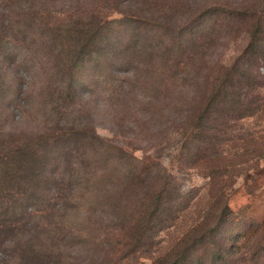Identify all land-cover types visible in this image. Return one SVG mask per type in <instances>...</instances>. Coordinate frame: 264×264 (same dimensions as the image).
Listing matches in <instances>:
<instances>
[{"label": "rangeland", "instance_id": "374dc122", "mask_svg": "<svg viewBox=\"0 0 264 264\" xmlns=\"http://www.w3.org/2000/svg\"><path fill=\"white\" fill-rule=\"evenodd\" d=\"M112 1L128 16L108 14L111 4L106 0L56 2L62 11L99 9L107 14L104 21L113 22L101 32L92 62L71 81L63 69L68 47L61 53L57 45L53 53L46 50L32 57L28 41H4L0 46L8 88L0 101V140L26 143L40 136L38 148L45 151L32 186L39 199L38 212L28 218L24 235L5 241L0 254L4 260L27 264L32 258L28 251L22 255L21 243L49 237L47 246L62 247L61 258L67 264H150V252L183 238L180 222L172 227L165 224L153 240L149 229L145 231L149 222L141 209L162 177L168 178L175 190L172 194L182 196L176 203L192 201L189 217L207 210V180L199 168H193L203 159L194 147L206 146L202 139L193 142L184 135L191 137L198 130L190 125L205 99L201 87L206 89L207 78L211 84L217 72L243 51L247 36L242 29L220 30L217 40L208 38L198 46L195 40L211 32L214 19L199 13L206 6L242 5L249 7L250 18L261 9L252 6H263L264 0H157L167 8L165 17L149 12L152 0ZM149 14L155 16L151 22ZM4 53L10 54L5 60ZM256 74L264 76V68H257ZM257 82L264 85L263 78ZM82 169L96 170L98 177L108 172L110 206L101 208L89 200L91 208L79 207L73 196H81L77 179ZM222 178L221 185L231 187L227 202L231 214L220 242L208 244L211 247L202 252H186V244H179L175 250L180 261L201 257V264H224L220 256L213 260L222 249L229 264H264V163L258 170ZM169 215L179 213L174 209ZM130 239L134 243L126 246ZM184 239L198 243L195 235ZM222 239H228L227 246L221 245ZM237 243L238 250L230 248Z\"/></svg>", "mask_w": 264, "mask_h": 264}, {"label": "trees", "instance_id": "16d2710c", "mask_svg": "<svg viewBox=\"0 0 264 264\" xmlns=\"http://www.w3.org/2000/svg\"><path fill=\"white\" fill-rule=\"evenodd\" d=\"M57 1L0 0V46L4 41L16 42L18 39L28 41L32 57L36 56L37 52L46 50H52L48 53H53L57 45L61 47V53L68 47L71 51L68 49L66 54L68 59L63 69L64 75L71 81L76 78L82 67L92 62V56L98 51L101 32L113 22L109 19L104 21L102 16L107 14H103L99 9L82 13L62 11L56 8ZM106 1L107 4H111L108 14L128 16L117 4H113L112 0ZM248 8L239 5L226 9L222 5H217L211 9L206 6L199 13L200 17L214 16V19L209 27L211 32L201 33L195 40L198 46L208 38L217 40L220 37L218 35L220 30L237 32L242 29L246 32L247 43L229 66L217 72L211 84L209 77L207 78L206 89L201 87L205 99L199 103L194 117L195 122L190 125L191 129L198 130L194 131L191 137L184 135L187 139L192 138L193 142L200 143L202 139V144L206 146L200 150L194 147V151L199 152L203 159L201 163L194 164L193 168H199L203 179L207 180L205 186L208 188L207 210L203 215L193 214L189 217L187 213L191 214L188 210L192 208V201L176 203L182 196L172 194L175 190L170 186L168 178L162 177L159 186L150 189L151 197L141 209L142 215L148 217L149 222V227L145 231L149 229V239L153 240V236H157L165 229V224L168 223L167 226L172 227L180 222L184 224V230L181 231L183 238L178 237L174 243L169 242L166 246L159 247L157 251L150 252V264H183L178 250H175L179 244H186V252L189 250L202 252L208 250L210 245L219 243L222 238L220 233H223L231 214L227 205L228 190L231 187L221 185L225 180L222 176L231 179L236 172L244 174L258 170L259 165L264 163V85L257 82L259 78L264 79V76L256 74L257 68H264V5L252 6L254 9H261L253 11L250 18L246 16ZM149 12L165 17L167 8L160 6L159 1L152 0L149 1ZM81 17L86 18L83 20ZM154 17L150 15L149 22L153 21ZM81 20L90 22L85 23ZM188 24L191 22L188 21ZM8 56L10 54L4 53L1 59L5 60ZM168 70L170 71V68ZM6 76L7 71L0 66V101L6 98L8 90L5 87ZM39 139L40 136L26 143H5L0 140V254L5 241H13L26 233L29 228L28 218L38 212L36 210L39 208V199H36L32 186L43 166L41 161L45 151L38 148ZM228 159L231 161L226 162ZM110 182L108 172L98 177L96 170L92 172L82 169L78 172L77 179L82 193L79 197H73L79 207L83 208L85 204L91 208L89 200L96 201V206L101 208L110 206L113 200V194H109L111 190L107 188ZM77 204L71 205L76 208ZM174 209L179 215L172 217L169 213ZM191 235L197 236L198 243L193 245L187 243L184 237ZM34 238L21 243L22 255L28 251L32 258L26 262L27 264L68 263L61 258L62 247L53 249L47 246L49 237ZM227 240L222 239L221 245L227 246ZM133 243L130 239L126 246ZM239 246L237 243L230 248L236 251ZM220 251L214 253L213 260H219L220 256L224 264H229L226 253H223L222 249ZM201 262L199 257L184 264ZM0 264H15V261L9 259L7 261L0 257Z\"/></svg>", "mask_w": 264, "mask_h": 264}]
</instances>
